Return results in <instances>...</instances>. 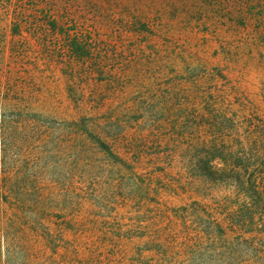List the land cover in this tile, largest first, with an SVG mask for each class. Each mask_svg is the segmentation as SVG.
<instances>
[{"label":"trees","instance_id":"1","mask_svg":"<svg viewBox=\"0 0 264 264\" xmlns=\"http://www.w3.org/2000/svg\"><path fill=\"white\" fill-rule=\"evenodd\" d=\"M26 1L2 20L54 34L68 102L0 26V264H264V108L235 69L178 40L110 49Z\"/></svg>","mask_w":264,"mask_h":264},{"label":"rangeland","instance_id":"2","mask_svg":"<svg viewBox=\"0 0 264 264\" xmlns=\"http://www.w3.org/2000/svg\"><path fill=\"white\" fill-rule=\"evenodd\" d=\"M26 6L63 14L69 23H75L72 29L83 37L101 38L110 49L127 51L149 41L178 40L190 51L228 63L242 86L264 108V0H27ZM3 18L0 12L3 41L11 45L12 40L24 38L23 45L31 49L28 61L35 63L30 67L25 60L26 67L34 73L38 90L57 94L65 107L71 64L57 58L44 60V49L37 39L54 34L23 29L14 35L9 20ZM228 50L233 58L227 55ZM75 69L79 67L75 65ZM86 81L94 83L92 79Z\"/></svg>","mask_w":264,"mask_h":264}]
</instances>
